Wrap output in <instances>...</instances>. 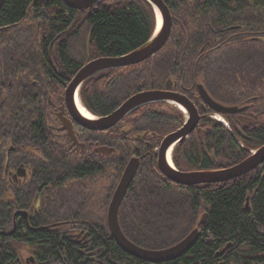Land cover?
<instances>
[{"label": "trees", "instance_id": "16d2710c", "mask_svg": "<svg viewBox=\"0 0 264 264\" xmlns=\"http://www.w3.org/2000/svg\"><path fill=\"white\" fill-rule=\"evenodd\" d=\"M164 1L173 19L170 43L206 44L219 37L217 45L231 44L236 32L213 35L209 30H250L242 46V50L247 51L246 73L235 71L234 75L239 76V84L247 85L250 97H259L264 106V35L256 34L257 30H264V0ZM2 27L30 30H9L10 39L14 37V42L27 45L23 49H13L0 44V59L41 60L42 66L56 65L59 73H65L68 67L77 72L80 64L88 61V54H91L89 60L100 56L122 57L142 47L154 36L158 19L154 7L146 0H104L91 12L73 9L63 0H5L0 10ZM225 50L223 47L220 51ZM161 58H164L163 53L157 57ZM51 59L63 62L49 63ZM27 65L35 67L26 61L24 66ZM94 88L89 90L95 98L92 103L99 106L101 96ZM20 105V98L16 97L10 112L16 114ZM46 105L47 98L38 96L37 91L26 90L22 107L26 109L27 129L35 123L36 110ZM103 109L100 110L102 114L109 110ZM252 112L251 107L250 121L243 131L235 129L231 134L217 124L215 133L208 130L203 137L206 144L197 138V152H187L189 164L197 171L225 169L241 163L251 156V151L261 148L264 145V112L257 117L251 116ZM4 119L5 113L1 112L0 264H27L26 258L31 256L35 264H152L126 254L112 238L107 221L100 229L103 235L100 225L88 228L92 231V240L83 241L85 245L81 246L70 237L71 227L50 225L56 211L46 207L42 211L34 210L31 199L35 187L23 188L11 183L4 173L9 141ZM175 153L179 154L177 149ZM106 174L109 179L108 170ZM110 189L107 181V198L111 196ZM174 194L176 196L170 195L162 188V183L151 176L143 177L140 185L134 183L120 211L125 235L147 249L166 248L188 233L190 221L196 216L199 220L207 213L206 224L197 223V228L201 229L200 238L192 250L176 260L160 264H264V164L230 182L197 186L189 193ZM152 205L156 208H149ZM22 210L29 213V219L15 216ZM153 219L162 221L163 226L149 224ZM230 244L231 247L219 256Z\"/></svg>", "mask_w": 264, "mask_h": 264}, {"label": "flooded vegetation", "instance_id": "af4514ba", "mask_svg": "<svg viewBox=\"0 0 264 264\" xmlns=\"http://www.w3.org/2000/svg\"><path fill=\"white\" fill-rule=\"evenodd\" d=\"M237 29L209 30L213 35L236 32L231 44L217 45L219 37L206 44L170 43L169 39L161 51L140 64L107 69L90 77L72 100H68L67 90L84 66L98 59L118 57L100 56L89 60L91 54H88V61L80 64L77 72L68 67L65 73H59L56 65L42 66L41 60L30 61L24 57L0 59V113H5L4 123L9 138L5 152L6 177L23 188L29 185L35 187L34 198L31 199L33 209L42 211L46 207L56 211L54 222L50 225L71 227L70 237L81 246L85 245L84 240L77 236L84 238L88 235L86 241L92 240V231L88 228L100 225L99 231L103 235L100 229L107 220V203L110 205L133 159L139 160V170L132 186L134 183L140 185L143 177L151 176L173 196H176L174 192L184 194L192 188L197 189V185L176 183L161 171L160 150L164 140L183 131L195 119L197 123L193 131L179 137L181 140L169 153V161L176 173L197 172L196 167L186 159L187 152H197V138L206 144L202 141L203 137L208 130L215 133L217 124L231 134L235 129L243 131L249 124L251 107V116L257 117L264 112L259 97L251 98L247 85L239 84V76L234 75L235 71L246 73L244 59L247 51L242 50V46L250 34V30ZM9 30L30 28H0V44L13 49L25 48L26 43L20 44V41H13L14 37H11L12 40L8 37ZM256 34L264 35V30H257ZM223 47L226 50L220 51ZM162 53L164 58L157 59ZM26 61L35 67L24 66ZM48 62L63 61L51 59ZM94 86L101 96L99 106L92 103L94 97L89 92ZM27 89L47 98L46 108L43 107L45 113L41 115L43 108L36 110L35 123L30 129L26 128V109L22 107ZM152 91L162 92L164 99L138 107L109 130H91L76 119L78 114H82L79 105L92 117L90 119L97 121L113 115L133 96ZM16 97L20 98L21 105L15 114L10 111ZM103 107L109 109L106 114L100 113ZM239 145L244 148L241 142ZM103 149L111 153L100 152ZM176 149L179 154L175 153ZM21 167L27 175L16 179ZM107 170L110 172L109 179ZM107 181L111 188L110 198L106 196ZM149 208L156 207L152 205ZM148 223H161L163 226L159 219ZM197 223L201 224V221L196 216L189 222L191 228L181 240L166 248L149 250L176 246L197 231Z\"/></svg>", "mask_w": 264, "mask_h": 264}, {"label": "water", "instance_id": "95a60500", "mask_svg": "<svg viewBox=\"0 0 264 264\" xmlns=\"http://www.w3.org/2000/svg\"><path fill=\"white\" fill-rule=\"evenodd\" d=\"M64 3L76 10L79 11H91L98 3L103 0H63ZM150 3L157 14L159 11L162 19V24L159 27V17H158V27L154 36L142 47L134 50L133 52L118 58H102L90 62L84 66L76 75L75 79L71 83L70 87L67 90L68 100H72L73 96L80 89V87L92 76L95 74L111 69V68H125L132 65H137L145 60L151 58L154 54L161 51L164 46L167 44L170 39L172 28H173V19L170 13V10L164 0H146ZM5 0H0V10L2 9ZM162 92L152 91L145 92L133 96L127 102H125L121 108L116 111L113 115L105 118L93 121L90 118L85 117L83 114H78L76 119L80 120L81 123L91 130L101 131L109 130L111 127L116 125L120 120L125 116L131 113L133 110L146 105L151 102L162 101L164 98ZM232 112V111H230ZM196 120L193 119L190 124L185 126V129L181 132H177L174 135L167 137L160 150V168L161 171L167 175L172 181L179 183L183 186H204L209 184H221L230 182L237 178H240L244 175L249 174L252 171H255L258 167L264 164V145L254 152L249 158L245 159L235 166L213 170V171H197L192 173H176L173 170L172 165L169 161V153L174 148L175 144L180 141L179 137L183 135L184 137L189 135L196 125ZM109 154V150H100ZM139 170V160L133 159L128 164L122 180L112 198L108 209L107 224L112 235V238L116 241L118 246L128 255L140 259L142 261L160 264L166 263L173 260H176L182 257L186 252H188L200 238V231L197 228V231L192 232L187 238L182 242L177 244L174 247L165 249V250H148L143 247H140L130 241L124 234L120 220V209L122 203L136 177V174ZM27 171L21 167L18 169L15 176L16 179L19 177H26ZM249 208V203L247 204V209ZM16 217L22 216L25 219L29 218V213L26 211H19L15 215ZM208 219V214L205 213L201 217V224L205 225ZM81 235L78 236L80 238ZM88 235H85L83 240L87 239ZM231 247V244L228 245L222 252L218 255L221 256L224 252ZM29 262H34V258H30Z\"/></svg>", "mask_w": 264, "mask_h": 264}, {"label": "bare ground", "instance_id": "6f19581e", "mask_svg": "<svg viewBox=\"0 0 264 264\" xmlns=\"http://www.w3.org/2000/svg\"><path fill=\"white\" fill-rule=\"evenodd\" d=\"M157 13H158V17H159V27L161 26V24H162V19H161V15H160V13H159V11L157 10ZM79 108H80V110H81V112H82V114L83 115H85V116H87V117H91V116H89V114H87L86 112H85V110L79 105ZM92 118V117H91Z\"/></svg>", "mask_w": 264, "mask_h": 264}]
</instances>
